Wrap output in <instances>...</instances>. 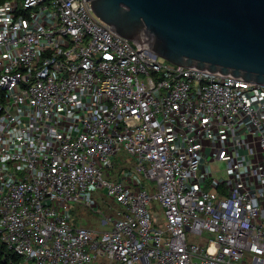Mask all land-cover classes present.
I'll return each mask as SVG.
<instances>
[{
  "label": "built area",
  "instance_id": "2783aa9c",
  "mask_svg": "<svg viewBox=\"0 0 264 264\" xmlns=\"http://www.w3.org/2000/svg\"><path fill=\"white\" fill-rule=\"evenodd\" d=\"M101 189L122 209L76 222ZM0 242L21 264H264V85L169 63L85 0H3Z\"/></svg>",
  "mask_w": 264,
  "mask_h": 264
},
{
  "label": "water",
  "instance_id": "95a60500",
  "mask_svg": "<svg viewBox=\"0 0 264 264\" xmlns=\"http://www.w3.org/2000/svg\"><path fill=\"white\" fill-rule=\"evenodd\" d=\"M116 34L177 66L264 85V0H85Z\"/></svg>",
  "mask_w": 264,
  "mask_h": 264
},
{
  "label": "rangeland",
  "instance_id": "374dc122",
  "mask_svg": "<svg viewBox=\"0 0 264 264\" xmlns=\"http://www.w3.org/2000/svg\"><path fill=\"white\" fill-rule=\"evenodd\" d=\"M123 154L127 157L129 156L125 150L123 151ZM131 165H133V160L131 158L127 165L124 164L123 162L117 161V168L115 171L116 172H120V171L129 172L131 170L130 168ZM212 168L214 170L216 169L222 170L223 164L221 163L213 164ZM116 172L112 173V177L110 180L115 181ZM92 199L95 203L99 205V212L97 210L94 211L92 208L88 207L84 203H76L75 205H72V209H71L73 219L79 224L85 225L86 227H93L95 229L105 228V226L101 225L102 220L105 218V215L109 214V212L111 211L116 212L117 209L121 210L122 207L120 204L110 200L107 197L105 189H101V190L94 192ZM153 216H155V218L161 217L160 212L156 208H154V206H153ZM162 225L164 226V224ZM187 235H188V242L190 244H198V245H203V243L207 242L209 239L214 238V235H210L206 232L203 235H195L192 232L188 231Z\"/></svg>",
  "mask_w": 264,
  "mask_h": 264
},
{
  "label": "trees",
  "instance_id": "16d2710c",
  "mask_svg": "<svg viewBox=\"0 0 264 264\" xmlns=\"http://www.w3.org/2000/svg\"><path fill=\"white\" fill-rule=\"evenodd\" d=\"M3 0H0V3ZM21 257L10 251L0 242V264H21Z\"/></svg>",
  "mask_w": 264,
  "mask_h": 264
},
{
  "label": "bare ground",
  "instance_id": "6f19581e",
  "mask_svg": "<svg viewBox=\"0 0 264 264\" xmlns=\"http://www.w3.org/2000/svg\"><path fill=\"white\" fill-rule=\"evenodd\" d=\"M102 207V206H101ZM103 209V208H102ZM79 221V220H78Z\"/></svg>",
  "mask_w": 264,
  "mask_h": 264
}]
</instances>
